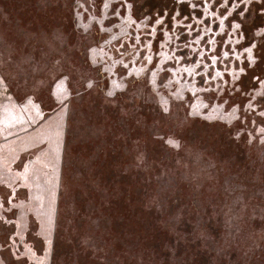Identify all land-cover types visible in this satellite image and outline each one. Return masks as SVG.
<instances>
[{
  "label": "rangeland",
  "instance_id": "374dc122",
  "mask_svg": "<svg viewBox=\"0 0 264 264\" xmlns=\"http://www.w3.org/2000/svg\"><path fill=\"white\" fill-rule=\"evenodd\" d=\"M132 1L0 0V209L9 211L10 204L3 203V198L18 182L13 175L22 176L19 172L22 170L23 177L27 176L22 184L27 186L30 200L37 206H44L35 214L29 213L28 222L20 225L25 230L33 220L44 232V227H51L58 190L54 186L53 191L42 183L59 184L64 179L63 200L71 209L63 210L66 213L61 211L60 215L65 238L72 247L69 251L73 254L70 259L68 256L58 258L55 264H81L80 261L83 264H126L134 257L138 259L137 264H155L150 251H139L137 239L127 235L119 237L113 232L109 217L101 216L88 203L79 210L67 203V192L83 199L93 194L92 199L96 201L113 195L112 201H108L111 207V203L113 206L122 196L121 190L140 181V187L144 183L147 189L155 188L154 196L158 197L155 180L164 178L161 180L164 181L172 176L175 181L192 182L194 187H202L204 221L210 227L209 232L204 233L206 240L200 241L201 248L206 242L217 245L210 231L209 218H219L224 229L220 236L222 243L226 239V247L237 238H243L235 243V247L240 248L236 260L228 264H264V189L257 188L255 183L254 186L250 184L252 188L240 186L237 181L240 174L228 169L232 151L241 150L249 167L264 171V123L247 124L244 117H251L252 107L246 102L243 105L231 103L226 95L209 100L208 113L221 124L208 127L209 133H216L214 136L220 139L219 149L227 151L221 162L219 155L202 158L190 147L175 148L172 156L164 160L163 149L172 147V143L163 136L154 138L149 132L152 127L165 134L188 130L197 122L196 117H204L200 105L205 102H197L190 92L192 86L198 89L201 84L207 86L206 83L214 82L212 72L215 68L208 67L211 77L208 72L192 73L188 65L197 60V54L190 53L193 51L189 48L184 53L183 48L198 44L196 41H200L201 36L213 35L218 24L226 20L232 23V8L226 7L225 0H199L197 3L193 0L190 8H201V16L183 17L182 8H177L174 17L169 18L167 10L162 16L149 15L147 10L135 9ZM235 30L236 27L227 30V37H233ZM178 32L188 35L184 44L182 40L178 42L181 38ZM199 34L195 41L190 38ZM228 43L233 42L229 40ZM211 45L214 44L211 42ZM216 46L213 50L207 47L213 53H206L203 45L197 57L206 53L205 63L212 64L214 56L223 60L226 52L238 51L221 43L217 52ZM262 54L257 51L258 57ZM245 57L250 59L252 52L245 53ZM231 61L233 63V58ZM221 67L227 64L222 63ZM207 87L209 90L204 92L213 91L212 86ZM89 112L96 114L102 125L110 120L113 122L111 117H122L111 127L115 138L122 140L123 145L119 149L107 147L102 166L112 164L108 169L115 170L118 177L127 175L128 171L133 184L129 182L131 179L122 184L110 183L111 194L108 195L88 178L86 170L93 163L88 160L91 156L80 155L84 157L82 161L77 158L76 144L87 147L83 141L92 137L98 139L103 132L98 125L92 124V131L89 124H85ZM126 117L136 129L134 135L128 134L127 127L125 129L122 124L126 123ZM233 130L237 131V140L230 137L235 133ZM147 133L155 143L153 152L147 146ZM128 135L131 140L125 141ZM66 137L70 141L64 148ZM64 149L66 153L62 156ZM58 156L65 157L62 178ZM97 163L94 161L93 165ZM262 174L264 172L260 178ZM138 175L140 178L136 177ZM159 190L164 192L162 188ZM82 214H86V222L77 218ZM56 216L53 226L57 225ZM75 233L81 237L79 244L73 240Z\"/></svg>",
  "mask_w": 264,
  "mask_h": 264
},
{
  "label": "trees",
  "instance_id": "16d2710c",
  "mask_svg": "<svg viewBox=\"0 0 264 264\" xmlns=\"http://www.w3.org/2000/svg\"><path fill=\"white\" fill-rule=\"evenodd\" d=\"M197 1L199 0H194L195 3H197ZM194 2L193 0H139L137 2L134 0L132 6L137 10H147L148 13L146 14L149 15L158 13L162 16V14L165 15L164 11L167 10L169 18L174 17L173 14H175L177 8H182L183 17L195 18L201 16L200 12L202 9H191L190 3ZM225 2L227 3L226 7L232 8L231 15L233 17V22L231 23L229 20H226L218 24L213 35H208V37L207 35L205 37L201 36V40L199 41L198 39V41H196L198 44L194 43L193 46L183 48L185 51L183 52L187 53L185 49L189 48L190 51H193L190 53L194 54V52H196L195 54L198 55L200 54L198 51H203L201 50L203 45L206 49V53H213L209 52V49L213 50L216 45L215 50L218 52L219 47H222L221 43L223 46L226 44V47L233 46L238 51H232V54L226 52L227 56L223 58V60H220L221 57H218V55L214 56L217 57V59L213 57L214 63L212 64L205 63L208 59L206 53H202L201 58H198L196 55L197 60L193 63L190 61L191 65H188V67L192 73L208 72V77H211L210 74L212 71L209 70L208 67L213 66L215 68V73L214 71L212 72L215 78L214 82L206 83L207 86H212L211 90L213 91H209L208 93L204 92L209 90V88L204 85L205 83L201 84L198 89L192 86L190 94L193 95L194 98L196 97L198 100L197 102H205L204 105H200L204 117H196L197 122L192 124L188 130H180V132H182L181 134L176 130L171 133L166 132L165 134L162 131H158L156 127H152L149 131L152 137L155 138L156 135L163 136L172 143V147L163 149L165 155L161 154V156L164 157L162 158L164 160L172 156L175 148L182 149L184 147H190V149H193L192 152H194L195 155H201L202 158L205 157V155H219V162H221L222 158H226L227 155L225 153H227V151L224 153L222 149H219L220 139L214 136L217 134L209 133V128L212 125L216 126L219 124L217 127L221 125L217 122V119H213L208 113L209 103H211L209 100L213 97L216 98L221 95L222 98H225V95L226 97L229 96L231 103L233 102L236 105H243L244 102H246L248 106L252 107L251 117L244 116L247 120V124L257 122L258 125H263L264 123V0H225ZM18 16H20V14H18ZM231 27L233 29L236 27V30L233 37L229 38L227 37L226 31ZM178 34H180L179 37H181L178 38V42L182 40L184 44L188 35H184L182 32H178ZM199 37L200 34L190 38L195 41ZM229 40L233 43H228ZM219 41L221 42L220 44ZM211 42L214 45H211ZM207 47H209V49H207ZM257 51L263 52V54L258 57ZM251 52L252 57L247 59L245 53ZM232 58L233 63L231 61ZM250 60H253V63H251ZM222 63L227 64V67H221ZM233 77L237 79L234 80ZM222 101L225 103L227 102L225 99ZM232 108L239 112L236 106ZM206 114L208 116H206ZM88 115L85 124H89L88 127L92 131L93 127H91V125H98L100 130L103 128V132L98 135V139L92 137L86 139L88 141H83V143L88 144L87 147H84L82 143H77V158L82 161L84 157L91 156V158L88 159L89 161L91 160L90 162L93 161L94 163V161H98L97 165H93V163L90 164L86 172L90 181H94V186L98 185L96 188L108 195L111 194V186L108 187L110 183L122 184L124 180L129 181L131 179L129 182L133 184L132 178H130L132 176L128 171L127 175L118 177L115 170L111 171L108 169L109 167L112 168V164L104 167L102 166L104 163L102 159L103 153H107V147L119 149V147L123 145L120 143L122 140H117L115 138L114 135L116 133L111 127L113 122H115L116 125L118 124L116 122L117 118L122 117H111L113 122L110 120L108 123H103V127L96 114L94 115L89 112ZM125 121V124L122 122L124 128L126 129L127 127L126 130L128 134L131 132L130 135H134L136 129L134 130L132 128L130 118H127ZM203 121L204 123H202ZM234 132L235 133L232 132L230 137L233 140H237V131ZM130 135L125 138V141L131 140ZM184 138L186 141L183 140ZM91 139H94V141L90 142L89 140ZM146 139L147 146L153 152L155 143L154 140L149 137V133L146 134ZM69 141V137H66L64 148H66V144ZM65 151L66 149L62 152V156L66 153ZM232 154L233 155L228 157V161L230 162L231 160L228 169L230 171L234 170L232 171L233 173L238 172L240 174V179H237L240 186L252 188L251 185L254 186L255 183L258 186L257 188L264 189V174H262L261 178L259 176L264 171L259 172V169L255 166L249 167V165L244 162L245 156L241 150H237L236 152L233 150ZM80 155L84 157H80ZM158 157L160 158V154H158ZM119 158L120 157H118V159ZM212 158L216 157L212 156ZM57 162L61 165L60 170L62 173L60 176L62 178V174L64 175V167L62 165L65 163V157L61 158V156H58ZM93 169L95 170L93 171ZM150 170L153 171L152 169ZM142 171L145 173V170ZM19 172L22 173V176L13 175L17 177L18 182L15 186L11 188L8 187L10 192L3 198V203L5 201L6 204H10L9 211L0 209V264H55L58 258L65 259L66 256H68V259H70L73 253L69 250L72 247H70L71 244L67 243L65 238L63 220L60 215L61 211L63 213L65 212L63 210L71 209L69 208L71 205H65L66 203L63 200V195L65 194L64 179L62 183L60 181L59 184L49 181L42 183L46 184L47 187H51L53 191L54 186H56L58 190L57 205L55 202L57 207L54 206V214L50 222L51 227H44L43 232L42 227L36 225L38 222L30 220L31 223L29 222L28 227L24 230L20 224H26L28 222L29 213L35 214L36 211L39 212L44 205L37 206L30 200L28 188L25 184H22V181L27 179V176L23 177L25 172H22V170ZM136 177L140 178L139 175ZM167 178H171L170 181L169 179L167 180ZM163 179L164 178H158L155 180L156 186L158 185V197L157 195L154 196L155 188L148 187V189L151 190L150 192L144 183L143 186L140 187L142 184L140 181L137 185L132 186L134 189L127 185V189L124 188V190H121L122 196L113 202L116 203L113 206L111 203V207L108 201H112L113 195L105 196L104 199L96 201V199H92L93 194L86 197L88 199H83L84 197L72 195L69 190L67 192L68 197L66 202L72 203L77 210L82 207L85 208L88 203L98 214L109 217L113 223V232L119 237L120 235H127L137 239L139 251L141 252L142 249L150 251L153 255L152 261H154L155 264L233 263L238 256V251L240 252V248L235 247V243L237 240L243 238H237L233 244L226 247V244H228L226 243V239L222 243L220 236L223 224L220 223L219 218H209V222L212 223V230L210 229V231L214 234L213 240L217 245L211 246L206 242L203 244L204 247L201 248L202 243H200V241L204 242L206 240V234L204 233H207L210 227V225L207 226L206 221H204L203 199L205 197L202 187H194V185L191 184L192 182L188 183L182 180L175 181L172 176H167L164 181H161ZM159 188H162L164 192L161 193ZM257 197H260V194L257 195ZM115 209L118 210L116 211ZM56 210L60 212L56 213ZM55 214L57 215V225L53 226L52 223L55 220ZM86 214L79 215L77 218L81 222H86ZM256 216L258 217L259 215ZM257 217L252 218V221H255ZM46 224L47 223H45V225ZM193 237H195L194 241H192ZM73 240L76 241L77 244L82 241L78 233L74 234ZM241 242H243V240ZM228 248L234 250H229ZM74 260L75 259H73V261ZM137 260L138 259L134 257L128 259L125 263L137 264ZM80 263L83 264L84 262L80 261Z\"/></svg>",
  "mask_w": 264,
  "mask_h": 264
}]
</instances>
